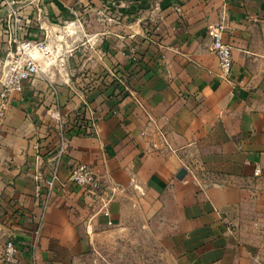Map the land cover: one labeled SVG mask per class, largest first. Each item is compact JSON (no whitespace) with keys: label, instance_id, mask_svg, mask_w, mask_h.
Here are the masks:
<instances>
[{"label":"crops","instance_id":"1","mask_svg":"<svg viewBox=\"0 0 264 264\" xmlns=\"http://www.w3.org/2000/svg\"><path fill=\"white\" fill-rule=\"evenodd\" d=\"M20 4L17 28L0 4V80L15 35L52 55L0 118V264L9 237L20 264H76L109 227L160 212L196 264H255L229 213L264 184V0ZM218 26L232 46L229 79L213 50ZM84 108L91 136L72 128ZM56 109L67 124L63 153ZM57 163L43 213L44 178ZM78 163L108 186L109 216L69 181Z\"/></svg>","mask_w":264,"mask_h":264},{"label":"rangeland","instance_id":"2","mask_svg":"<svg viewBox=\"0 0 264 264\" xmlns=\"http://www.w3.org/2000/svg\"><path fill=\"white\" fill-rule=\"evenodd\" d=\"M229 214V225L254 263L264 264V184ZM170 216L142 214L131 216L125 225L109 227L110 231L92 238L89 251L76 264H196V255L185 253L180 239L172 236Z\"/></svg>","mask_w":264,"mask_h":264},{"label":"built area","instance_id":"3","mask_svg":"<svg viewBox=\"0 0 264 264\" xmlns=\"http://www.w3.org/2000/svg\"><path fill=\"white\" fill-rule=\"evenodd\" d=\"M0 4L7 7V16L10 26L17 28L22 22L20 15V0H0ZM223 26H218L210 30V34L214 39L213 50L219 58L221 77L229 79L233 71L234 59L232 46L225 43L222 38ZM13 42L16 44V51L5 61V70L1 78L0 87V118L5 117L11 93L13 91H21L23 82L36 77L41 71L39 60L41 58L49 59L52 55L50 47L42 41H32L15 35ZM86 108L83 109L82 116L78 122L72 127L73 130L81 136H91L93 134L92 127L94 123L85 118ZM51 116L57 123L58 133L62 148L60 153H63L65 148L64 135L67 131V124L59 110L51 112ZM259 172V171H258ZM69 181L85 190L93 198H99L101 210L110 215L109 203L112 195L108 186L102 181L99 175L88 165L84 163L74 164L70 169ZM60 182V168L57 163L51 170L50 174L44 178V186L46 193L42 198L40 207L43 213L48 209L50 199L57 184ZM133 184V181L131 182ZM108 224H113L112 220ZM2 260L5 264H20V254L18 246L13 237H9L3 247Z\"/></svg>","mask_w":264,"mask_h":264},{"label":"water","instance_id":"4","mask_svg":"<svg viewBox=\"0 0 264 264\" xmlns=\"http://www.w3.org/2000/svg\"><path fill=\"white\" fill-rule=\"evenodd\" d=\"M185 174H186V170H185L184 168H182V169L180 170V174L178 175V178H179V179H182V178L184 177Z\"/></svg>","mask_w":264,"mask_h":264},{"label":"trees","instance_id":"5","mask_svg":"<svg viewBox=\"0 0 264 264\" xmlns=\"http://www.w3.org/2000/svg\"><path fill=\"white\" fill-rule=\"evenodd\" d=\"M83 111V110H82Z\"/></svg>","mask_w":264,"mask_h":264}]
</instances>
